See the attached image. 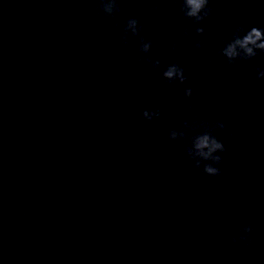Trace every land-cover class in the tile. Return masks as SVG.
Segmentation results:
<instances>
[{
	"label": "clouds",
	"instance_id": "obj_1",
	"mask_svg": "<svg viewBox=\"0 0 264 264\" xmlns=\"http://www.w3.org/2000/svg\"><path fill=\"white\" fill-rule=\"evenodd\" d=\"M105 19H114L116 14L121 11L118 0H99L97 9ZM152 11H157L154 5ZM212 8L209 6V0H181L179 13L193 23L200 24L212 15ZM119 27V25H117ZM142 25H140L137 18H129L123 26L121 35V43L125 46L129 43L130 37L139 38L138 51L145 54L141 57L150 63L154 69H160L161 61L159 59H152L147 56L153 47V41L140 35ZM197 35H203L205 29L197 27L195 29ZM190 32H185V36H190ZM203 41L197 40L194 47L199 50L203 47ZM177 45L173 43L170 49L175 51ZM258 53H264V29L251 27L245 30L243 25H237L232 33V38L228 40L220 49L219 54L226 58L228 64H235L238 60L248 61L256 57ZM256 78L264 80V69H255ZM166 84L179 83L185 84L188 77L185 75L183 67L177 63L169 64L161 73ZM184 95L188 100L192 99L193 90L191 87L184 89ZM192 107L191 104L188 105ZM161 115V110L156 108L154 110H144L142 113L146 121H153L158 119ZM126 123V120L121 121V124ZM120 124L117 125L119 127ZM219 128L226 130V125L221 121L210 122L208 120H201L196 122L184 121L179 128L171 129L168 133L169 139L188 141L184 148V155L194 163L196 169H201L208 176L221 175V169L216 165L222 163V157L217 153L226 151L225 145L215 135V130ZM253 229L251 225H247L241 229L243 235L239 240L242 243L251 244L248 239ZM237 241L233 239V243Z\"/></svg>",
	"mask_w": 264,
	"mask_h": 264
}]
</instances>
